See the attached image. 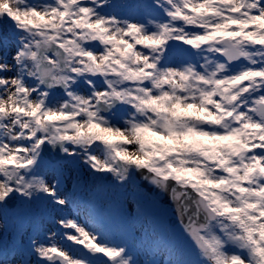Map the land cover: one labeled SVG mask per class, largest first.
Wrapping results in <instances>:
<instances>
[{
	"label": "snow or ice",
	"instance_id": "6c2138e0",
	"mask_svg": "<svg viewBox=\"0 0 264 264\" xmlns=\"http://www.w3.org/2000/svg\"><path fill=\"white\" fill-rule=\"evenodd\" d=\"M0 264H264V0H0Z\"/></svg>",
	"mask_w": 264,
	"mask_h": 264
}]
</instances>
